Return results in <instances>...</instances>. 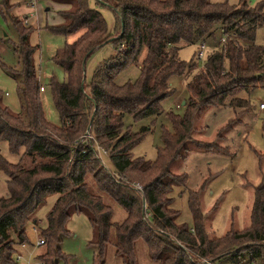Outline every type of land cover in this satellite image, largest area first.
<instances>
[{"label": "trees", "instance_id": "obj_1", "mask_svg": "<svg viewBox=\"0 0 264 264\" xmlns=\"http://www.w3.org/2000/svg\"><path fill=\"white\" fill-rule=\"evenodd\" d=\"M36 1L64 5L57 11L62 23L49 29L65 36L82 34L54 57L67 76L64 83L51 82L61 117L57 126L44 116L33 28L15 14L19 3L0 0L1 14L18 33L13 46L21 66L2 63L17 82L21 112L5 105L0 95V140L8 142L13 153L24 149L18 163L0 153V169L9 177V195L0 196V264H17L14 251L18 244L30 242L27 228L36 224L34 213L50 194L58 197L47 227L40 231L46 242L40 256L45 264L65 258L61 237L70 233L67 224L77 213L87 215L95 230L90 241L97 247L95 264H106L113 228L115 253L124 264H138L135 246L140 238L156 264H214L243 252L255 264H264V185L255 190L250 225L215 238L205 232L197 193L190 201L192 227L176 222L179 213L170 196L175 186L186 183V175L173 174L170 164L191 138L194 115L208 106L247 108L249 101L240 94L264 88V45L254 41L256 30L264 25V1L254 7L245 0L238 5L214 0H96V6L89 0ZM104 7L115 13L113 32L101 11ZM217 31L225 41L207 53L202 65L181 59L183 45L215 40ZM109 42L115 52L96 67L87 90V62ZM130 64H139L140 76L118 84L117 75ZM174 75L186 77V112L168 113L173 131L164 129V143L154 161L134 157L133 148L150 127L134 132L125 125V116L139 121L164 113L161 103L173 94ZM98 147L106 150L113 169L103 164ZM134 182L143 190L134 188Z\"/></svg>", "mask_w": 264, "mask_h": 264}, {"label": "rangeland", "instance_id": "obj_2", "mask_svg": "<svg viewBox=\"0 0 264 264\" xmlns=\"http://www.w3.org/2000/svg\"><path fill=\"white\" fill-rule=\"evenodd\" d=\"M20 1V0H18ZM23 1V0H21ZM20 1V2H21ZM96 6V0H89ZM238 5L242 0H214ZM249 6H256L264 0H245ZM48 1H38L37 8L29 16L26 25L33 28L31 42L37 47L35 53L39 80L44 90L40 93L44 116L54 125H61V117L55 106L53 80L64 83L67 76L64 69L56 63L54 57L58 50L78 39L82 31L65 36L49 29V26L60 24L54 5H47ZM47 8H50L47 10ZM107 19L109 28L114 31L116 24L115 13L107 7L101 8ZM264 12V7H263ZM15 14H25L15 11ZM20 18H24L19 16ZM120 25L117 23L115 36ZM219 31V30H218ZM216 32L215 40L208 39L205 43L204 57L198 59L201 43L183 45L180 49L181 59L191 62L192 59L202 65L208 52L222 43L225 36ZM18 41V33L14 25L0 12V95L5 105L13 111L20 113L21 105L18 97L16 80L3 68L7 66L20 69L18 54L13 43ZM255 43L264 45V25L255 33ZM115 52V45L107 43L99 49L87 62L86 88L90 90L97 65L111 57ZM140 76L139 64H130L116 77L118 84L135 81ZM173 94L165 98L161 105L164 113L156 117H148L136 121L133 116H125V125L134 132L142 127H150V131L132 150L134 157H145L154 161L158 150L163 146V131H173V124L168 116L169 112L184 115L186 108L184 102L188 97L186 77L174 75L171 80ZM240 96L249 101L247 108H233L228 105L214 107L208 106L199 110L193 119L191 138L186 142L181 156L171 164L173 174L186 175L183 186H175L170 193L173 198L172 207L179 213L177 223L194 225V215L191 208V198L198 194L199 209L203 217V224L209 238L221 237L229 231H241L250 225L251 210L255 200V190L264 185V88L256 87L249 94ZM260 104L263 108H260ZM214 143L218 147L205 149L196 142ZM0 153L11 163L22 160L24 149L20 153H13L8 142L0 140ZM101 160L108 169H113L109 156L101 153ZM8 175L0 169V196L9 195ZM58 195L50 194L37 208L34 218L37 221L39 234L33 229L34 223L27 228V235L31 241H36L41 229L48 225V214L53 208ZM124 215V213H123ZM70 233L61 237L60 247L65 258L58 260L57 264H95L97 247L90 241L95 237V230L87 215L74 214L68 222ZM115 229L111 231L110 242L106 250V264H124L121 257L115 253ZM136 258L138 264H156L150 256L149 247L143 238L136 242ZM45 251L44 246L38 252ZM196 254V253H195ZM209 264V263H208ZM214 264H255L247 252L238 256L227 255L216 259Z\"/></svg>", "mask_w": 264, "mask_h": 264}, {"label": "built area", "instance_id": "obj_3", "mask_svg": "<svg viewBox=\"0 0 264 264\" xmlns=\"http://www.w3.org/2000/svg\"><path fill=\"white\" fill-rule=\"evenodd\" d=\"M32 1V5L34 6L35 3L37 2L36 0H31ZM25 23H28V20H25ZM221 41L224 42L225 38H221ZM206 46L205 43L202 42L201 45L199 46V52H198V59L202 60L203 56H204V50H205ZM44 90V87L41 86V91ZM260 108H263V105L260 104ZM87 137H89L90 139L92 138V135L90 133H87L86 135ZM98 152L101 153H105L107 154L106 150H104L101 147H98ZM98 153V154H99ZM100 156V155H98ZM133 187L142 191V185L139 182H134L132 183ZM33 229L36 233L39 234V230L38 227L36 226V224H34ZM46 242L45 239L43 237L38 236V239L36 241H24L20 244L17 245V250L14 251L13 254V258L14 261L17 264H45V261L42 260L40 258V256L42 255L43 252H38V248L41 246H45ZM201 262L203 263H207V259H202Z\"/></svg>", "mask_w": 264, "mask_h": 264}, {"label": "crops", "instance_id": "obj_4", "mask_svg": "<svg viewBox=\"0 0 264 264\" xmlns=\"http://www.w3.org/2000/svg\"><path fill=\"white\" fill-rule=\"evenodd\" d=\"M21 1V0H20ZM18 1V0H13L14 3H19V5L15 8V11H22L25 14H20L19 16L26 18L27 20H29V14L31 15L33 13V11L37 8V2L35 3V5H32V1L31 0H23V1ZM47 5H54L55 10H59L61 8L64 7V5L59 4V3H55L52 1H48ZM50 9V8H49ZM28 14V15H27ZM61 22V21H60ZM15 42V41H14ZM101 64V62L97 65L99 66ZM184 104V103H183Z\"/></svg>", "mask_w": 264, "mask_h": 264}, {"label": "water", "instance_id": "obj_5", "mask_svg": "<svg viewBox=\"0 0 264 264\" xmlns=\"http://www.w3.org/2000/svg\"><path fill=\"white\" fill-rule=\"evenodd\" d=\"M47 10H49V8H47ZM184 104H185V102H184Z\"/></svg>", "mask_w": 264, "mask_h": 264}]
</instances>
